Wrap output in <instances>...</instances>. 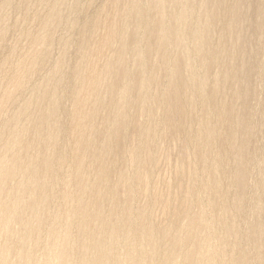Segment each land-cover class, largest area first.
I'll use <instances>...</instances> for the list:
<instances>
[{"label":"bare ground","instance_id":"1","mask_svg":"<svg viewBox=\"0 0 264 264\" xmlns=\"http://www.w3.org/2000/svg\"><path fill=\"white\" fill-rule=\"evenodd\" d=\"M8 3L0 0V8ZM57 4L44 16V28L49 19L63 20ZM104 5L100 13L111 17L94 16L82 34L104 33L94 46L86 34L78 42L80 61L70 77L60 57L52 75L43 76L4 122L1 264H264V145L252 146L264 126L252 105L261 84L256 95L255 76L264 79V0ZM257 44L263 46L260 61L251 50ZM105 48L115 52L110 60ZM32 51L22 68L30 73L45 64L43 52ZM20 73L23 89L27 75ZM66 75L69 86L61 85ZM67 88L73 100L69 118L62 116L65 126L59 110ZM65 132L73 145L63 141ZM255 163L260 176L249 196ZM162 165L171 168L170 177ZM135 193L141 197L137 214Z\"/></svg>","mask_w":264,"mask_h":264},{"label":"rangeland","instance_id":"2","mask_svg":"<svg viewBox=\"0 0 264 264\" xmlns=\"http://www.w3.org/2000/svg\"><path fill=\"white\" fill-rule=\"evenodd\" d=\"M12 3H11V2ZM8 0V2L10 3H8V5L9 6H5L4 5V7L3 6H1V8L3 7V8H8V9H2L1 10V8H0V26H1V28L0 29H6L5 30V34H7V36H5V37H3V41L2 42H0V44H1V47L2 48H0V105L5 109V111H0V133H2L3 134V131L5 130V129H7V125L5 126L4 125V122H5V124L7 123V121L9 122V121H11L10 119H12L13 118V114L14 113H18L17 111H19V107H20V105L23 103V101L25 100V99H27V98H29L31 95L33 96L34 94H31V93H35L34 91H35V89H33L34 87L35 88H37L38 86V82L40 81H42V78H43V76H51L52 74H50V72L51 73H53V68L52 67H54L55 66V64L56 63H58L60 60H63L64 59V61L66 62H64L62 65H67L66 67H68V65H69V67L68 68H65V66H63L62 68H64L63 69V71H65L63 74L65 75L67 72V75L70 77V71H72L71 70V68L73 69L74 68V66H75V64H77L78 63V61H80L79 60V55H80V49H79V47H78V42L80 41V40H82L83 38H85V34H82V28H83V26H84V24L85 23H87V21L88 22H90V21H92V20H94L95 18H94V16L95 17H98V15H102L101 13H100V10L101 9H103L104 8V4H105V2H106V4H107V0H60V3H61V5H60V3L58 2L59 0ZM74 1V2H73ZM76 1V2H75ZM90 1H91V3H90ZM55 2V3H54ZM90 4H89V3ZM58 3V4H57ZM53 4V5H52ZM54 4H57V6L55 5V7L58 9L59 8V11H61V13L63 14V20L62 21H60L61 23H59L58 25L56 24L57 23V21L53 18V20H51L50 21V19L46 22V23H49L50 25H46L48 28H44V24L43 23H45L44 22V16L46 17L47 16V14H49V12L51 13V10L50 9H52L51 7L52 6H54ZM89 4V5H88ZM59 5V6H58ZM104 5V6H103ZM24 6H26L27 8L25 9V7ZM76 7V8H75ZM102 7V8H101ZM99 8V9H98ZM61 9V10H60ZM5 10H7V11H5ZM104 10V9H103ZM5 11V12H4ZM49 11V12H48ZM53 11V10H52ZM102 11V10H101ZM97 13V14H96ZM100 13V14H99ZM105 13V12H104ZM104 13H103V15H104ZM7 16H6V15ZM52 14V13H51ZM51 14H49V15H51ZM53 14H54V11H53ZM52 14V15H53ZM42 15V16H41ZM103 15H102V17H103ZM106 15H108V12L104 15V17L106 18V19H109L111 16H110V13H109V15H108V17L106 16ZM3 17V18H2ZM51 17V16H50ZM87 17V18H86ZM92 17H93V19H92ZM40 18V19H39ZM104 18V19H105ZM3 19H4V21H3ZM7 19V20H6ZM51 19H52V17H51ZM56 21V23H52V21L53 22H55ZM4 22H6V23H4ZM41 22V23H40ZM8 24H9V26H8ZM43 24V25H42ZM132 24V25H131ZM40 25H42V26H40ZM54 25V26H53ZM130 29L132 28V27H134L135 26V22H131L130 23ZM3 26H5V27H3ZM58 27V28H57ZM9 30H8V29ZM54 28H57V29H54ZM46 29V30H45ZM28 30V31H27ZM9 31V32H8ZM100 31V30H99ZM101 31H103V29L101 30ZM100 31V32H101ZM26 32H27V34H26ZM42 32V33H41ZM46 32V33H45ZM2 32H0V34H1ZM32 33V34H31ZM39 33V34H38ZM41 33V34H40ZM49 33V35L51 34V36H50V38L48 37V36H46L47 34ZM83 33H84V31H83ZM102 33V34H101ZM100 34L101 35H99V33H98V35H97V33H95L94 35V37H95V39H96V41L94 40V37H89L90 36V34L88 33V34H86V37L87 38H89V41H90V39H93V40H91L92 41V43H91V46H94L95 44H94V42L96 43V44H98V41L101 39V37H102V35H103V33H104V31L103 32H101ZM4 33H3V35H5ZM53 34V35H52ZM9 35V36H8ZM24 36V37H22V36ZM84 35V36H83ZM27 36V37H26ZM44 36V37H43ZM53 36H54V38H53ZM68 36V37H67ZM82 36V37H81ZM93 36V35H92ZM96 36H100V38H96ZM38 39V37H39V39H40V41H34V40H36V38ZM41 37V38H40ZM46 37V38H45ZM23 38V39H22ZM31 38V39H30ZM43 38H45V40L43 41H41V39H43ZM47 38H49V40L47 39ZM52 38V39H51ZM64 38V39H63ZM22 39V40H21ZM46 39H47V41L48 42H46ZM68 39V40H67ZM69 39H70V41H69ZM1 40V39H0ZM18 40V41H17ZM21 40V41H20ZM30 40V41H29ZM33 40V41H32ZM64 40H67L68 42H70V43H68V46H64L63 45V41ZM90 41V42H91ZM19 42V43H18ZM39 42V43H38ZM90 42H89V48H90ZM36 45H35V44ZM62 44V45H61ZM94 44V45H93ZM6 45V46H5ZM13 45V46H12ZM15 45H16V47H15ZM26 45H28V46H26ZM31 45H32V47H31ZM41 45V46H40ZM21 46V47H20ZM24 46V47H23ZM38 46V47H37ZM40 46V47H39ZM4 47V48H3ZM18 47V48H17ZM34 47V48H33ZM43 49H42V48ZM77 47H78V49H77ZM255 47V48H254ZM251 50H253L254 52H252L256 57H257V60L258 59H262V55H261V52H262V50H261V48L263 47H261V45L260 44H257V48L259 47L260 49L258 50L257 48H256V46H254ZM13 48V49H12ZM30 48H32V49H30ZM35 48H38L37 50H38V52H43V55H44V67L43 68H41V69H38V66L36 67V69H35V71L34 72H28V69H22L23 67H24V65L25 64H27V63H29V61H30V59L32 58V56L34 55V53H37V52H33L32 50H34V51H37ZM47 51H46V50ZM66 49V50H65ZM105 49H107V48H105ZM263 49V48H262ZM10 50H11V52H10ZM14 50V51H13ZM31 50V51H30ZM44 50H45V52H44ZM62 50V51H61ZM78 50H79V53L77 54V52H78ZM92 50V49H91ZM255 50H257V52L259 53L258 54V56H257V52L255 51ZM50 53H49V52ZM64 52V53H63ZM108 52V49L105 51V55L104 56H107L108 55V59L110 60V58H112L113 56H114V54H115V52H112V51H109L108 52V54H106ZM45 53V54H44ZM59 53H61L60 55H59ZM32 54V55H31ZM47 54V55H46ZM63 54V55H62ZM67 54V55H66ZM77 54V55H76ZM65 55V56H64ZM50 56V57H49ZM45 57H47V58H45ZM60 57H63L62 59H60ZM66 57V58H65ZM70 57V58H69ZM77 57V58H76ZM7 59V60H6ZM47 59V60H46ZM60 59V60H59ZM71 61H70V60ZM57 60H58V62H57ZM67 60V61H66ZM260 60H258V61H260ZM70 61V62H69ZM23 62V63H22ZM67 62H68V64H67ZM53 63V64H52ZM73 63V64H72ZM24 64V65H23ZM54 65V66H53ZM73 67H72V66ZM32 66H33V64H32ZM2 69V70H1ZM68 69V70H67ZM25 70H27V73L28 74H26V72H25ZM86 70V67H83V69H82V72H84ZM21 72V73H20ZM17 73H20L21 75H27L26 76V80H25V82H24V88L23 89H18L19 88V86L17 85V82H18V78H16V77H19L18 75L16 76V74ZM29 73L31 74L29 77H28V75H29ZM46 74V75H45ZM50 74V75H49ZM260 73H258V75H256L255 76V79H256V83H255V81H254V84H255V94L257 95V90H256V87L258 86V89H259V94H258V96H257V99L256 100H258V99H260L261 100V102H262V104L264 103L263 101H264V81H262V80H264L263 79V75L261 76V74L259 75ZM66 75V77L64 78V82L62 83L61 82V85H67V86H69V82H70V78H68V76ZM15 79H17V80H15ZM21 79V78H20ZM69 79V80H68ZM260 80L262 81V82H260ZM69 81V82H68ZM39 82V83H40ZM36 83H37V85H36ZM258 83V84H257ZM65 85V86H66ZM37 86V87H36ZM31 87V88H30ZM261 87V88H260ZM29 89V90H28ZM263 89V90H262ZM68 90V88L66 89V91ZM262 90V91H261ZM30 91H31V93H30ZM7 92H8V94L9 95H12L13 97H14V99L17 101H15L14 99H12L11 101H10V98H8L7 97ZM262 92H263V94H262ZM31 95H30V94ZM30 96H29V95ZM65 94V95H64ZM68 94V95H67ZM65 96V98L68 96L69 97V92L67 91L66 93L65 92H62V100H64L65 98H64V96ZM15 96H16V98H15ZM68 97L65 99V101H61V105L65 108V110H64V108L61 106L60 107V112H59V116L62 118V116L64 117V114H65V116L67 115V117L69 118V116H68V114H69V112H66V109H67V107H68V109L70 110V108H71V102H72V100H73V97L71 96V94H70V101L68 100ZM64 98V99H63ZM263 99V100H262ZM256 100H254L253 102H254V104H253V102H252V105L254 106L255 104L257 105H255L253 108H254V110L256 111H254V113H256V117H258V116H264V113H262L263 111H264V104H263V106H262V104H261V106H260V102H258V101H256ZM11 102H13L12 104H11ZM70 102V103H69ZM255 102H257V103H255ZM63 103V104H62ZM64 103H65V105H64ZM258 103H259V105H258ZM18 104V105H17ZM12 105H14V106H12ZM19 106V107H18ZM260 107V108H259ZM255 108H257V109H255ZM67 109V110H68ZM259 109V110H258ZM261 109H262V111H261ZM68 110V111H69ZM257 110H258V112H257ZM11 111V112H10ZM199 112V109L198 110H196V112ZM61 112H63L61 115H60V113ZM64 112H66V113H64ZM13 113V114H12ZM257 113H259V115L257 114ZM260 113H262V114H260ZM8 115V116H7ZM11 115H12V117H11ZM9 117V118H8ZM259 118V117H258ZM261 118V117H260ZM2 119V120H1ZM4 120V121H3ZM61 121H64V125L66 126L67 125V118H62V120ZM260 122H257V124H259ZM3 125H4V127H3ZM260 125V127H258L260 130H261V133H258L257 135L259 136H257L256 138H254L253 139V147H257V148H260L259 146H261V145H264V138L262 139V137H264V136H262V135H264V133H263V130H264V126H263V124L262 123H260L259 124ZM258 125V126H259ZM263 126V127H262ZM6 127V128H5ZM13 127H14V125H13ZM3 128V129H2ZM64 129H65V127H64ZM1 130H3V131H1ZM71 130V129H70ZM71 131H73V129L71 130ZM70 131V132H71ZM67 134V135H66ZM4 135V134H3ZM160 135V134H159ZM0 136H1V134H0ZM67 136H70V135H68V132L66 133H64V136L63 137H65V139L63 138V141H66V142H70V145H73V136L72 137H67ZM4 139H3V138ZM6 137V136H5ZM4 136H1L0 137V152H2L3 150H4V147L3 146H5V145H3L4 143H5V141L7 142L8 140H7V138H5ZM67 137V138H66ZM157 137H159L158 135H157ZM160 138V137H159ZM162 138V137H161ZM160 138V139H161ZM2 140H5V141H2ZM257 140V141H256ZM260 140V141H259ZM161 141V140H160ZM256 141V142H255ZM263 141V142H262ZM258 143V144H257ZM255 145V146H254ZM70 147H72V146H70ZM69 146L67 147L66 146V149L70 152V154L68 153V151L65 149V152L67 151V155L68 156H70L71 154H73V152L71 153V151L72 150H69L68 148H70ZM3 148V150H1ZM71 149V148H70ZM72 156V155H71ZM71 156L69 157V158H71ZM73 157V156H72ZM191 161L193 162V164H194V166H199V164H197V161H194L193 160V158H191ZM72 163V159H69L68 161H67V165H66V168L64 167V169H63V172H64V174H63V172H62V176H64V177H66V174L67 175H69V173H67V172H69L67 169L69 168V166H70V164ZM229 163V164H228ZM227 164H226V166H224V170H226L225 172H228L229 171V167H230V163L231 162H228ZM196 164V165H195ZM161 165V164H160ZM227 165H229V166H227ZM259 164H257V163H255V165L254 164H252L251 165V167L253 168H251V171H252V173H253V175H252V173L250 174V178H251V175H252V178L250 179V186H249V188L250 187H252L251 189H249L250 191H249V196L251 195H253L254 193H252L253 191V184H254V181L255 180H257V178L260 176V175H258V174H260V168H261V166L259 165ZM163 166V172L166 174V172H167V174H166V176H168L169 175V171H171L170 169L169 170H165V167H166V169H167V166L166 165H162ZM254 166H256L255 168H254ZM168 167H170V166H168ZM196 167V168H197ZM228 169H227V168ZM254 169H256V170H254ZM254 170V171H253ZM259 170V171H258ZM256 171V172H255ZM259 172V173H258ZM255 173V174H254ZM257 174V175H256ZM256 176H257V178H256ZM63 177V178H64ZM68 177V176H67ZM168 177H170V175L168 176ZM254 177V178H253ZM251 180H253L252 182H251ZM252 183V184H251ZM59 184V188L61 187L62 188V186H63V183H58ZM162 186H160V188H161ZM139 194V193H138ZM138 194H134V196H133V200L136 198V199H138V200H134V208H133V210L135 211V213L137 214V213H139L140 212V210H139V203H138V201L139 200H141V199H139V198H141V197H139L138 196ZM253 199H254V197H253ZM136 201V202H135ZM140 202V201H139ZM135 203H137V204H135ZM136 207H138V208H136ZM137 210H136V209ZM139 211V212H138ZM155 213H157V211L155 210L154 211V215H156ZM71 214H75L74 212H71ZM76 215V214H75ZM75 219V223H76V225H77V220H76V218L74 217L73 218V220ZM73 222V221H72ZM73 222V223H74ZM72 223V224H73ZM75 223L73 224V228H74V231H76L75 230V228H76V226L74 227V225H75ZM71 224V225H72ZM245 224V225H244ZM242 223V226L243 227H241V231H243V232H246L247 231V229L249 228V225H248V223L245 221V223ZM247 226V227H246ZM246 228V231H245V228ZM243 229V230H242ZM71 230H72V227H71ZM73 231V230H72ZM74 231H73V233H74ZM44 238H45V236H43ZM73 238H74V236H72ZM72 237H71V240H73L72 239ZM44 238H42V240H44V242H45V244L47 245V247L49 246V244H50V246L49 247H53V245L51 244V240H53V239H51V237H48V236H46V238L44 239ZM51 239V240H50ZM74 239H76V238H74ZM62 240H63V238H62ZM78 239H76V241L75 242H78L79 241V243L81 242V240H78ZM48 241V242H47ZM65 241V240H64ZM63 241V242H64ZM44 242L42 241V245H44ZM47 242V243H46ZM50 242V243H49ZM78 243V244H79ZM73 244H76V243H74L73 242ZM72 244V247L73 246H75V245H73ZM82 244V243H81ZM46 245H45V247H46ZM52 245V246H51ZM71 246V245H70ZM33 247V246H32ZM48 247V248H49ZM76 247V246H75ZM79 247V246H78ZM54 248V247H53ZM52 248V249H53ZM74 248V247H73ZM36 249V248H35ZM75 249H77V247L75 248ZM38 251V250H37ZM36 251V252H37ZM39 252V251H38ZM73 252L75 253L76 251L75 250H73ZM72 252V253H73ZM15 261H16V258L14 259ZM76 262V261H75ZM75 262H72V263H69V264H73V263H75ZM0 264H1V261H0ZM75 264H78L77 262L75 263Z\"/></svg>","mask_w":264,"mask_h":264}]
</instances>
